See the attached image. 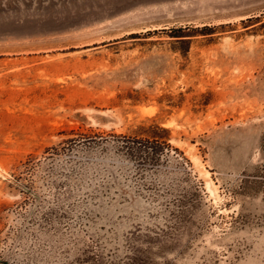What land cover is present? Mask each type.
I'll use <instances>...</instances> for the list:
<instances>
[{
	"label": "rangeland",
	"instance_id": "1",
	"mask_svg": "<svg viewBox=\"0 0 264 264\" xmlns=\"http://www.w3.org/2000/svg\"><path fill=\"white\" fill-rule=\"evenodd\" d=\"M0 264H264V0H0Z\"/></svg>",
	"mask_w": 264,
	"mask_h": 264
},
{
	"label": "trees",
	"instance_id": "2",
	"mask_svg": "<svg viewBox=\"0 0 264 264\" xmlns=\"http://www.w3.org/2000/svg\"><path fill=\"white\" fill-rule=\"evenodd\" d=\"M139 135H112L111 141L98 139L86 135H80V140H70L72 144L82 141L89 146H100L105 148L108 144L115 152L135 166L137 174H144L146 171L155 170L162 164L174 159L178 164L185 162L182 154L167 143L168 131L159 126L141 127ZM97 138V137H96ZM173 152V154H172ZM59 151H56L58 154ZM180 204L184 202L179 200Z\"/></svg>",
	"mask_w": 264,
	"mask_h": 264
}]
</instances>
